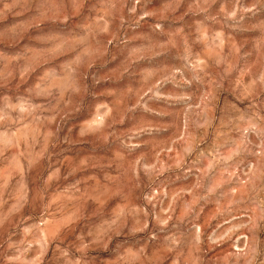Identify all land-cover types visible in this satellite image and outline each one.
Returning a JSON list of instances; mask_svg holds the SVG:
<instances>
[{
    "label": "rangeland",
    "instance_id": "rangeland-1",
    "mask_svg": "<svg viewBox=\"0 0 264 264\" xmlns=\"http://www.w3.org/2000/svg\"><path fill=\"white\" fill-rule=\"evenodd\" d=\"M262 71L264 0H0V264H264Z\"/></svg>",
    "mask_w": 264,
    "mask_h": 264
},
{
    "label": "clouds",
    "instance_id": "clouds-1",
    "mask_svg": "<svg viewBox=\"0 0 264 264\" xmlns=\"http://www.w3.org/2000/svg\"><path fill=\"white\" fill-rule=\"evenodd\" d=\"M33 39L37 40V41H41L42 36L37 35V36L33 37ZM73 55H75V53H73ZM68 58H70V57H68ZM68 58H66V59H68ZM92 75L95 76L96 74L93 73ZM261 81L264 82V71L261 72ZM91 211H94V209H92ZM91 211L89 212V215H91ZM107 216H108V211L105 212L104 216L97 217L95 220H92L90 223L91 224L99 223V222L105 220L107 218ZM88 230H90V228Z\"/></svg>",
    "mask_w": 264,
    "mask_h": 264
}]
</instances>
